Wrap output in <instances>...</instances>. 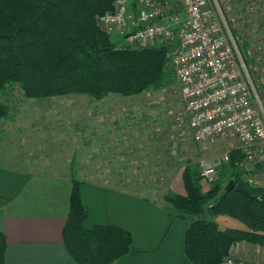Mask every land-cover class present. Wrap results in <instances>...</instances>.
<instances>
[{
    "label": "trees",
    "instance_id": "trees-1",
    "mask_svg": "<svg viewBox=\"0 0 264 264\" xmlns=\"http://www.w3.org/2000/svg\"><path fill=\"white\" fill-rule=\"evenodd\" d=\"M114 1L0 0V119L13 111L8 91L14 86L27 98L85 94L104 102L113 94H139L173 82L175 43L119 45L95 20L97 13L112 9ZM241 156L239 149H231L220 168L228 172L227 182L234 178L258 197L226 190L218 179L220 169L204 190L199 168L190 163L182 170L184 193L164 195L182 215L192 217L184 243L191 264H224L241 241L264 246V186H251L241 178ZM83 183L71 175L64 244L78 264H118L132 248V234L110 223L85 226ZM206 211L210 217L204 216ZM220 214L241 220L247 228L223 227L215 219ZM6 248V235L0 232V264H5Z\"/></svg>",
    "mask_w": 264,
    "mask_h": 264
},
{
    "label": "rangeland",
    "instance_id": "rangeland-1",
    "mask_svg": "<svg viewBox=\"0 0 264 264\" xmlns=\"http://www.w3.org/2000/svg\"><path fill=\"white\" fill-rule=\"evenodd\" d=\"M245 2L247 9L243 1L231 2L226 15L234 18L232 33L264 106V0ZM111 37L119 45L125 43L120 31ZM179 91L176 73L165 87L133 95L113 94L104 102L85 94L27 98L17 86L11 87L13 111L0 119V163L34 172L75 174L164 199L165 194L183 191L184 165L190 163L200 170L202 160L226 152L230 155L238 144L234 135L196 141ZM178 114L184 116L182 126ZM250 160L261 167L264 152ZM220 170L218 179L226 185L228 172ZM200 183L204 190L211 186L202 178ZM204 216L211 214L206 211ZM215 219L223 227L247 228L228 215Z\"/></svg>",
    "mask_w": 264,
    "mask_h": 264
},
{
    "label": "built area",
    "instance_id": "built-area-1",
    "mask_svg": "<svg viewBox=\"0 0 264 264\" xmlns=\"http://www.w3.org/2000/svg\"><path fill=\"white\" fill-rule=\"evenodd\" d=\"M249 0H115L112 9L97 14L107 31H120L125 44L137 46L160 39L175 43L171 64L180 83L189 128L196 141L234 135L241 151V178L264 186L261 167L250 160L264 152V106L251 82L232 33L231 2ZM173 2V3H172ZM175 5V6H174ZM179 126L184 116L176 115ZM229 152L201 161L200 176L212 182ZM224 264H261L227 257Z\"/></svg>",
    "mask_w": 264,
    "mask_h": 264
},
{
    "label": "crops",
    "instance_id": "crops-1",
    "mask_svg": "<svg viewBox=\"0 0 264 264\" xmlns=\"http://www.w3.org/2000/svg\"><path fill=\"white\" fill-rule=\"evenodd\" d=\"M70 193L71 175L0 163V232L7 238L5 264H78L62 237ZM81 196L88 209L86 227L110 223L131 232L132 248L117 260L118 264H191L184 243L192 217L182 215L169 202L97 179H84ZM232 254L264 264L263 245L237 242Z\"/></svg>",
    "mask_w": 264,
    "mask_h": 264
},
{
    "label": "water",
    "instance_id": "water-1",
    "mask_svg": "<svg viewBox=\"0 0 264 264\" xmlns=\"http://www.w3.org/2000/svg\"><path fill=\"white\" fill-rule=\"evenodd\" d=\"M226 190L236 189L242 192L247 193L251 197H258L257 194L252 193L248 188H246L243 184L237 183L234 178H230L227 184L225 185Z\"/></svg>",
    "mask_w": 264,
    "mask_h": 264
}]
</instances>
